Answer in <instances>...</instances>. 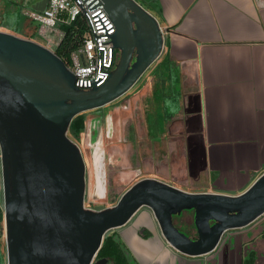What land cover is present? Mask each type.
Returning a JSON list of instances; mask_svg holds the SVG:
<instances>
[{
    "label": "crops",
    "instance_id": "crops-1",
    "mask_svg": "<svg viewBox=\"0 0 264 264\" xmlns=\"http://www.w3.org/2000/svg\"><path fill=\"white\" fill-rule=\"evenodd\" d=\"M154 1L161 54L104 110L83 111L85 130L73 138L86 161L85 205L93 209L114 204L144 177L236 194L264 172V0ZM47 3L0 0L2 29L48 45L33 18ZM2 196L3 181L0 208ZM193 215L176 222L194 224ZM106 233L119 235L131 264H264V213L227 229L201 255L171 245L147 205Z\"/></svg>",
    "mask_w": 264,
    "mask_h": 264
},
{
    "label": "water",
    "instance_id": "water-1",
    "mask_svg": "<svg viewBox=\"0 0 264 264\" xmlns=\"http://www.w3.org/2000/svg\"><path fill=\"white\" fill-rule=\"evenodd\" d=\"M114 20L118 60L101 85L81 88L49 46L0 30V147L8 264H104L97 257L108 230L143 205L179 251L214 250L223 233L264 213V172L236 194L189 191L155 177L131 184L105 208L85 205L86 161L69 136L72 119L126 93L159 57L158 18L137 0H101ZM193 208L196 237L174 215ZM214 222L212 223V221Z\"/></svg>",
    "mask_w": 264,
    "mask_h": 264
},
{
    "label": "built area",
    "instance_id": "built-area-1",
    "mask_svg": "<svg viewBox=\"0 0 264 264\" xmlns=\"http://www.w3.org/2000/svg\"><path fill=\"white\" fill-rule=\"evenodd\" d=\"M33 18L38 20L39 32L50 41L49 31L57 35V43L64 37L60 24L82 18L87 28L66 63L81 88L101 85L109 78L119 50L113 43L115 22L101 0H48L46 8L34 13ZM0 30H3L1 23Z\"/></svg>",
    "mask_w": 264,
    "mask_h": 264
},
{
    "label": "trees",
    "instance_id": "trees-1",
    "mask_svg": "<svg viewBox=\"0 0 264 264\" xmlns=\"http://www.w3.org/2000/svg\"><path fill=\"white\" fill-rule=\"evenodd\" d=\"M64 30V37L57 43L54 50L68 62L71 50L80 42L86 30V23L81 19H76L69 23H61ZM85 130V115L83 112L77 114L69 126V134L72 138L78 137ZM177 217L174 215V219ZM4 208H0V237L4 234ZM176 222V220H175ZM177 224V222H176ZM142 234L148 236L150 232L143 228ZM97 257H107L104 264H131L128 250L117 233H106L103 244L98 251ZM93 264H96L95 262Z\"/></svg>",
    "mask_w": 264,
    "mask_h": 264
},
{
    "label": "rangeland",
    "instance_id": "rangeland-1",
    "mask_svg": "<svg viewBox=\"0 0 264 264\" xmlns=\"http://www.w3.org/2000/svg\"><path fill=\"white\" fill-rule=\"evenodd\" d=\"M138 2H140L147 10H149L151 13H155L154 11L151 10V8L155 9V5H156V2L154 0H137ZM151 1V2H150ZM52 40L49 42V44H45L47 43L46 40L44 41L45 45L49 46L50 48H52L54 50L55 48V41H56V37L54 36V33L53 35L51 36ZM119 101H115L116 105H119L120 104V99H117ZM108 104V103H106ZM102 105L101 108H99V110H104L108 105ZM94 108H91V109H87L85 110L86 113H89V112H93ZM98 110V109H97ZM68 134H69V131H68ZM70 136V134H69ZM2 158H1V149H0V188L2 190ZM2 194V193H1ZM4 200H3V196H2V204H3ZM191 210H194L193 208L189 209H184L183 211H181L180 213H177L175 214L176 217H179V216H183L186 214L187 211H191ZM4 224V223H3ZM181 230H183L184 232L188 233L189 235H191V232L189 230L190 228V224L189 223H179L177 224ZM4 226V225H3ZM0 264H8V254H7V243H6V239H5V236L3 235L2 237H0Z\"/></svg>",
    "mask_w": 264,
    "mask_h": 264
},
{
    "label": "flooded vegetation",
    "instance_id": "flooded-vegetation-1",
    "mask_svg": "<svg viewBox=\"0 0 264 264\" xmlns=\"http://www.w3.org/2000/svg\"><path fill=\"white\" fill-rule=\"evenodd\" d=\"M175 220H177L178 221V219L176 218ZM178 222H180V221H178ZM214 222V220L212 221V223ZM3 223H4V220H3ZM4 225V224H3ZM189 230H190V232H191V235L193 236V237H196L197 236V234H198V231H197V229H196V227H195V224H193V223H191L190 224V228H189ZM4 236H5V227H4V234H3ZM6 239V238H5Z\"/></svg>",
    "mask_w": 264,
    "mask_h": 264
}]
</instances>
